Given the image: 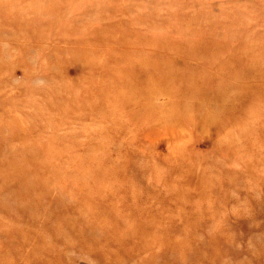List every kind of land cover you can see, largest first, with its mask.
<instances>
[{"label": "rangeland", "instance_id": "1", "mask_svg": "<svg viewBox=\"0 0 264 264\" xmlns=\"http://www.w3.org/2000/svg\"><path fill=\"white\" fill-rule=\"evenodd\" d=\"M0 264H264V0H0Z\"/></svg>", "mask_w": 264, "mask_h": 264}]
</instances>
